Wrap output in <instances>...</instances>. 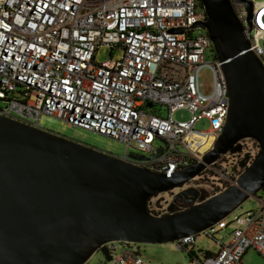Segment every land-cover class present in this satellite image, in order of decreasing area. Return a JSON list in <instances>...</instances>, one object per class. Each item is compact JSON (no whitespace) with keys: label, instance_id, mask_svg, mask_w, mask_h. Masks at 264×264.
<instances>
[{"label":"built area","instance_id":"obj_1","mask_svg":"<svg viewBox=\"0 0 264 264\" xmlns=\"http://www.w3.org/2000/svg\"><path fill=\"white\" fill-rule=\"evenodd\" d=\"M247 1L252 3L251 15L245 2L232 3L249 50L264 65V1ZM206 20L199 0H0V118L40 130L42 115L82 125L126 143L128 150L118 159L172 177L202 162L221 135L229 111L221 63L216 54L213 62L205 59L213 43L205 29L194 28ZM103 47L110 50L111 61L112 53L121 51L111 66L97 61ZM204 68L213 75L211 94L202 90ZM156 106L167 109L168 116L148 112ZM178 111L191 116L178 120ZM203 119L210 129L194 130ZM210 139L212 145L204 150ZM157 141L162 147L156 148ZM131 148L141 155H129ZM160 150L162 155L151 159ZM259 150L258 146L254 154H225L238 158L231 165L222 155L195 179L210 184L209 197L217 195L236 184L243 173L240 162L248 157L251 165ZM153 199L150 213H166L151 207ZM255 199L257 209L233 217L228 242L215 239L212 228L199 233L215 241L218 253L184 264H244L250 249L264 260V197ZM197 235L173 245L189 253ZM121 244L130 245L106 244L108 264H159L132 248L118 253Z\"/></svg>","mask_w":264,"mask_h":264},{"label":"water","instance_id":"obj_2","mask_svg":"<svg viewBox=\"0 0 264 264\" xmlns=\"http://www.w3.org/2000/svg\"><path fill=\"white\" fill-rule=\"evenodd\" d=\"M234 1L245 2L251 15V2ZM200 3L207 20L194 28L208 32L229 96L213 149L202 162L167 177L0 118V264H88L97 252L109 262L108 243H173L213 228L264 190V65L249 50L232 0ZM245 140L256 141L260 150L251 165L248 157L241 161L245 170L236 184L209 198L185 189L173 200L191 207L174 212L172 202L161 216L150 213L152 198L182 188L222 155L241 153Z\"/></svg>","mask_w":264,"mask_h":264},{"label":"rangeland","instance_id":"obj_3","mask_svg":"<svg viewBox=\"0 0 264 264\" xmlns=\"http://www.w3.org/2000/svg\"><path fill=\"white\" fill-rule=\"evenodd\" d=\"M256 2H262L264 0H254ZM194 35H197V31L194 32ZM110 50L107 47H103L99 50L97 55V61L105 65H113L114 60L121 55V51H114L113 59L110 60ZM207 62H213L215 59V51L210 49L205 55ZM200 81L202 84V90L205 94H211L213 90V75L210 69L204 68L200 72ZM151 113H158L162 117L166 118L168 116V111L165 108L156 106L150 111ZM175 118L178 120L186 121L190 118V113L188 111H178L174 114ZM39 125L44 130L54 133L56 135L62 136L64 138L73 140L75 142L81 143L83 145L89 146L91 148L97 149L99 151L108 153L116 157H123L127 150L128 146L126 143L112 139L106 135H101L93 130L70 126L63 120L57 119L49 115H42L39 120ZM210 129V123L207 119L200 120L194 127V130L199 132H206ZM256 142V141H255ZM257 143V142H256ZM163 143L161 141L156 142V148L162 147ZM244 151L242 155H245V152L254 154L255 146L254 141L246 140L244 142ZM129 155H141L134 148H131L128 151ZM228 164L231 165L234 162L238 161L237 157H231L225 155ZM190 185H194V188L200 191V195H203L205 198L209 197L212 192L210 191V184L207 182H200L199 179L191 182ZM187 185H185L186 187ZM177 190H175L176 192ZM264 197V191L258 193L256 198ZM171 201L170 194L164 193L156 196L151 203V207L158 211H164L168 206V203ZM196 204V203H195ZM259 202L257 199H249L246 201L239 209H237L230 216L225 218L223 221L218 223L212 228L211 234L215 239H223L224 242H228L231 237L232 228L230 226L235 215H242L247 211H253L257 209ZM132 248L139 252V254L147 260L159 264H184L190 260L188 254L183 251H178L173 243L166 244H130L124 245L121 244V249L118 253H121L123 250ZM219 246L215 243L214 240L207 238L206 235L198 234L197 238L193 244V250L201 255L202 253H212L216 254L219 252ZM244 264H264L263 258L254 250H248L243 258ZM88 264H108L105 259V256L101 252H97L88 262Z\"/></svg>","mask_w":264,"mask_h":264},{"label":"flooded vegetation","instance_id":"obj_4","mask_svg":"<svg viewBox=\"0 0 264 264\" xmlns=\"http://www.w3.org/2000/svg\"><path fill=\"white\" fill-rule=\"evenodd\" d=\"M243 153V152H242ZM239 154V153H238ZM233 155H236V154H233ZM241 163V162H240ZM249 165V161L247 162V166ZM239 168H240V170L242 171V172H244V168H241L240 167V164H239ZM190 183L191 182H189V183H187L186 185V187H185V185L182 187V188H180V189H176L177 191L175 192V190L174 191H172V192H169L168 194H170V197H171V201L168 203V206L173 202V211L174 212H176V211H179V210H181L183 207H185V206H187V205H190V204H186V203H184L183 201H181V200H176V201H174L173 200V197L176 195V194H178L179 192H181V191H183V190H185V189H188V188H194V185H190ZM168 206L166 207V209L164 210V211H166L167 210V208H168Z\"/></svg>","mask_w":264,"mask_h":264},{"label":"trees","instance_id":"obj_5","mask_svg":"<svg viewBox=\"0 0 264 264\" xmlns=\"http://www.w3.org/2000/svg\"><path fill=\"white\" fill-rule=\"evenodd\" d=\"M200 1V0H199ZM200 5H201V3H200ZM252 141H254V140H252ZM244 142H246V141H244ZM243 142V143H244ZM254 148H255V152L257 151V149H258V145H257V143L254 141ZM244 147H246L245 145H244ZM251 154V153H250ZM264 191V190H263ZM155 198V197H154ZM156 211V210H155ZM162 212V211H161ZM188 254V256H189V258L190 259H199V258H203V257H206V256H209L210 255V253L209 252H207V253H202L201 255H199V254H197L194 250H193V248L192 249H190V251H189V253H187Z\"/></svg>","mask_w":264,"mask_h":264},{"label":"bare ground","instance_id":"obj_6","mask_svg":"<svg viewBox=\"0 0 264 264\" xmlns=\"http://www.w3.org/2000/svg\"><path fill=\"white\" fill-rule=\"evenodd\" d=\"M212 142H213V139H210L203 149L204 150L208 149L212 145Z\"/></svg>","mask_w":264,"mask_h":264}]
</instances>
